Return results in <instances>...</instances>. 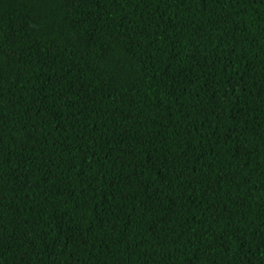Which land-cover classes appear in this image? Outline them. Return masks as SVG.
<instances>
[{"label": "trees", "instance_id": "16d2710c", "mask_svg": "<svg viewBox=\"0 0 264 264\" xmlns=\"http://www.w3.org/2000/svg\"><path fill=\"white\" fill-rule=\"evenodd\" d=\"M0 264H264V0H0Z\"/></svg>", "mask_w": 264, "mask_h": 264}]
</instances>
